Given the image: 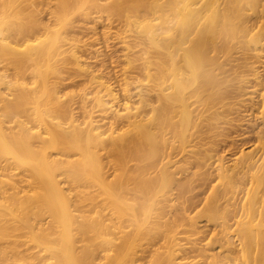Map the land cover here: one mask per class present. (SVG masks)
<instances>
[{
  "label": "bare ground",
  "instance_id": "bare-ground-1",
  "mask_svg": "<svg viewBox=\"0 0 264 264\" xmlns=\"http://www.w3.org/2000/svg\"><path fill=\"white\" fill-rule=\"evenodd\" d=\"M169 2L166 10L165 2H159L154 11H148L152 16L142 22L141 31L149 42L144 49L146 57L141 52L134 61L131 54L139 45H126V41L121 44V55L118 50L109 54L117 63L122 59L127 69L112 61L94 70L97 62L93 59L104 50L101 44L86 50L90 58L76 57L86 66H80V70L91 79V89L97 95L95 100L86 96L83 106L92 101V109L85 110L81 105L82 111L66 118L69 123H63L55 100L61 87L49 85L42 71L48 45L40 38L48 37L50 27H43L45 31L42 29L44 33L37 43L26 40L19 45L22 49L0 39L1 51L17 53L10 62L18 73L31 71L33 78L41 80V91L48 97L42 108L36 93H28L25 84H14L24 91L14 97L23 98L22 105H34L31 112L23 108L30 121H15L9 108H0V205H6L12 214L19 213V219L40 206H60V211H50L53 217L46 226L26 223L25 229L30 230L27 234L16 229L0 230V264H264V130L257 139L259 148L235 154L233 166L225 164V149H214L213 137L200 139L213 129L218 133L213 122L221 117L231 129L250 122L255 107L264 117V93L254 104L250 95L258 90L255 85L247 86L253 82L249 76L240 78L233 89L238 92L239 102L234 107L231 103L233 108L225 104L231 74L211 55L217 49L213 39L216 30L227 29L238 37L241 29L250 37L248 43L256 46L261 42L264 0ZM9 6L10 2L0 1V24L7 26L8 35L29 37L32 29L26 25L28 18L23 22L21 14L17 16L22 24L5 20ZM232 14L240 16L237 24ZM167 20L171 27L165 44ZM85 46L89 44L85 42L81 47ZM138 61L140 75L132 76L134 62ZM47 69L59 77L69 73L50 66ZM252 78L258 79V74L253 73ZM0 83L7 84L1 72ZM115 86L124 93L120 109L116 106L120 100ZM9 97L10 93L0 89V103H6ZM225 105L230 112L237 111L241 120L221 116L219 111ZM102 123L109 125L107 131H102ZM16 124L19 129L12 132ZM29 124L40 131L33 132ZM86 132L93 133L96 146L109 150L115 159L113 182L104 178L100 159L90 151L93 140L80 139ZM216 135L219 137V133ZM222 139L218 141L222 146L235 143ZM33 140L41 144L40 151L35 152ZM202 150L212 153L208 155V167L221 188L211 185L213 177L201 179L198 193L186 196L193 175L197 176L192 173L191 179L179 184L174 193L175 176L181 170L189 174L188 166ZM72 153L79 159L69 160ZM58 176L76 186H60ZM22 183L28 186H20ZM75 202L89 205L78 227L64 208ZM210 222L216 223L206 229ZM77 235L82 243L80 250L76 247ZM215 241L219 242L216 252L211 248Z\"/></svg>",
  "mask_w": 264,
  "mask_h": 264
},
{
  "label": "rangeland",
  "instance_id": "rangeland-1",
  "mask_svg": "<svg viewBox=\"0 0 264 264\" xmlns=\"http://www.w3.org/2000/svg\"><path fill=\"white\" fill-rule=\"evenodd\" d=\"M5 1V3L10 2V6L6 9L4 15L6 18L5 20L10 24H16L20 22L22 24V20L20 21L19 17L28 18L26 21V25L32 29V32L29 37L24 38L22 35L18 33L9 34L7 32V26L5 24H0V39H5L6 43H9L11 47L16 49H22L19 45H23L26 40H29L30 43L35 44L37 43V39L40 38V34L44 33L43 27L49 26V35L48 37L40 38V40L44 41L45 46L48 45L46 54L47 58L45 59L44 67L42 69L45 72L46 80L49 85L54 86L58 85L61 87L57 90V95L55 96V100L57 104H59L62 121L63 123H69L66 121V118L71 116V113L77 114L81 110V105L85 103V99L88 96V99L96 98L97 93L91 89V79L86 75V73H82L80 70V66L82 68L86 67L85 65H81L77 62V58L86 59L91 57V53L88 48H93L92 46L99 47L100 44L103 45L104 50L106 52H101V54L96 56L97 65L94 67V70H100L104 68L106 65L111 64L112 61H116L115 64L121 66V68H126L127 66L124 61L117 60L115 57H112V50H118L119 54L121 55V44L123 41H126V45L130 43V45L134 46L137 42L139 47L134 50L131 54V57L134 61L137 60V57L143 52L144 49L147 47L149 42L146 40L148 39L144 36L145 33L141 31V26L143 25V21L148 20V17L152 15H148V11H154L155 6L159 2H165V10L168 9V5L170 4L169 0H0ZM49 7V8H48ZM52 11V12H51ZM52 15H50V14ZM61 13V14H60ZM246 14L252 13L251 11H244ZM59 14V15H58ZM19 16V17H17ZM53 16V17H52ZM54 16L58 18L55 19ZM234 18V22L237 24L240 16L232 14ZM167 19V18H166ZM5 21V22H6ZM132 22L130 24L129 22ZM18 24V23H17ZM171 25L168 22H165V44L167 33L169 32ZM44 31H43V30ZM220 29V28H219ZM17 34V35H15ZM249 36L244 35L239 31L238 37L231 31L225 30H216L213 32V39L217 45V49L211 53L212 56L215 57L217 63L222 65V68L225 72L231 74L227 80H229L227 85L229 86V91L227 92V97L225 104H229V107H234L237 101L238 92L236 89L238 86V82H241L242 77L249 76L253 82H250L247 86L255 85L257 88L256 94L250 95V98L253 97L252 101L255 102L254 104L260 102V95L264 93V37L262 38L261 42L258 43L256 46L248 43ZM89 44V46H83L84 43ZM121 42V43H120ZM247 44H246V43ZM69 43H73L77 45V48L69 47ZM98 45V46H96ZM125 45V44H123ZM17 46V47H16ZM87 47V49H86ZM102 47V46H100ZM107 47V49L105 48ZM85 49V50H84ZM140 51V52H139ZM103 53V54H102ZM14 51L9 50V53H5L0 50V72L4 74L6 77L7 84L0 83V89L2 92L10 93L11 97L6 103H0V108L7 107L11 111L12 117H14L15 121H26L29 122L30 120L26 117V114L23 113V108H27L28 112H31L32 108L34 107L33 104L22 105L23 98L16 99L14 95H19L24 93L21 87L15 86L14 84H25V89L28 93L33 94L36 93L37 100L41 104L42 108L45 103L48 101V97L42 93L41 91V80L33 78V73L31 71L23 73H18L15 66L10 62L13 58L12 56L15 55ZM105 54V55H104ZM111 54V55H109ZM152 56L155 53H151ZM145 56V54H144ZM146 57V56H145ZM140 61L134 62L135 66L132 69L134 72L133 75L139 76L140 75ZM43 65V64H42ZM50 66L51 69H58L62 70H69V73H64L62 75L55 74L47 69ZM109 73V72H108ZM253 73L258 74V79L253 80ZM114 77V76H113ZM113 77L112 82H113ZM243 77V78H244ZM63 78L60 82V79ZM241 78V79H240ZM240 79V80H239ZM35 83V84H34ZM65 84V85H62ZM236 84V85H235ZM62 85V86H61ZM234 88H233V86ZM236 86V88H235ZM259 86V87H258ZM115 94L119 97L118 100L123 99L122 88L120 86H115ZM10 90V91H9ZM114 90V89H113ZM232 90V91H230ZM118 91V92H117ZM121 91V92H120ZM232 97V98H231ZM84 99V100H83ZM137 98H134L133 101L136 102ZM229 100V102H228ZM119 102V103H118ZM117 102L118 105H121V100ZM232 103V105H230ZM250 104V103H247ZM94 104L92 101H88L87 104L83 106L85 110L92 109ZM228 106V105H227ZM225 105V108L222 110L220 109V113L223 114L221 116H228L229 119L231 117L237 121L241 120L240 115L237 111H231L230 108ZM232 107V108H233ZM120 109V108H118ZM255 112L252 113L251 121L243 123L241 128H232L231 126L224 125L225 117L219 118L217 121L213 122V128L217 129L219 133V137L217 132L215 133L214 129L211 132L205 133L208 135L207 137L200 136V139H211L216 141V146L214 147L219 149V151L226 150L224 153V160L227 166H233L235 161V154H240L242 152L248 153L252 151V147H258L257 139L259 133L264 130V117L261 118L260 116V109L255 107ZM227 111V112H226ZM233 112V114H232ZM237 113V114H236ZM228 114V115H224ZM231 114V115H229ZM235 114V115H234ZM250 114V113H248ZM234 115V116H233ZM256 115V118H254ZM235 117V118H234ZM237 117V118H236ZM240 117V118H239ZM228 118L226 120H228ZM253 118V119H252ZM259 118V119H258ZM223 119V120H222ZM231 119V120H233ZM58 120H55V122ZM223 121V122H222ZM201 123V122H199ZM216 123V124H215ZM224 125L221 127V124ZM215 124V126H214ZM218 124V125H217ZM103 125V132L107 131L109 125L102 123ZM216 125L218 126L216 128ZM29 128L33 130V132L40 131L39 128H35L32 125H28ZM226 129H222V128ZM230 128V129H227ZM64 128L68 129V125L65 124ZM19 127L14 125L12 132H17ZM253 129V130H252ZM226 132H225V131ZM228 130V132H227ZM233 130V131H232ZM225 132V133H224ZM250 132V133H249ZM223 133V135H222ZM229 133V134H228ZM234 133V134H233ZM232 134V135H231ZM244 136H243V135ZM247 134V135H246ZM212 135V136H211ZM227 135V136H226ZM240 135V136H239ZM234 136V137H233ZM248 136V137H247ZM195 137H199L196 136ZM217 137V138H216ZM222 137L226 139L233 140L234 144H226L224 146L221 145L220 142ZM232 137V139H231ZM238 137V139H237ZM241 137V138H240ZM106 139V136L102 137ZM220 140H219V139ZM223 138V139H224ZM236 138V139H235ZM81 140L92 139L93 142L90 144V151L93 154H96L98 159H100V164L104 168L103 176L108 182L114 181V176L116 174V170L114 166L116 164L115 159L110 157L108 153L109 150H104L101 146H96V140L93 133L86 132L81 133L80 135ZM198 139V140H200ZM218 139V141H217ZM222 139V140H223ZM236 141H235V140ZM33 148L35 152L40 151L41 144L32 141ZM221 146H220V145ZM258 144V145H257ZM257 145V146H256ZM260 146V145H259ZM222 148V149H221ZM259 148V147H258ZM257 148V149H258ZM216 149V150H217ZM231 149L232 151H228ZM53 150H49L51 152ZM221 151V152H222ZM55 153H51L53 155ZM74 156L69 160L76 161L79 159L75 156V153H72ZM212 153H207L204 150L199 151L195 157V160H192V164L189 174L188 172H184L183 170L175 176V182L172 186L174 193H177L178 189L181 187L179 184H183L187 182V180L191 179L192 173H197V176L192 177L190 183V191L186 193V196H190L192 194L198 193L200 186L202 185L204 180H208L209 178H214L211 185L220 186L219 180H217L214 176V172L210 170L208 167V155ZM231 155H234L231 157ZM257 156V155H256ZM255 156V157H256ZM257 158V157H256ZM233 160V161H232ZM129 165H133V163H129ZM189 176V177H188ZM57 184L60 186H76L67 182V180L62 177L58 176L56 178ZM203 179V181H201ZM20 186H28L27 183H22ZM208 186V185H206ZM221 188V187H219ZM93 190H98L96 187L92 188ZM88 204H79V203H70L68 205H64V208L69 212L71 220L75 222V225L78 227L80 222H83V217L85 216L86 210L88 208ZM6 205H0V230L3 228H8L10 232H13L16 229L18 233L27 234L28 229H25V224H35L36 226L43 224L44 226L47 225L51 221L53 217L51 214V210L56 212L60 206L51 205L50 207L40 206L33 210L27 211L24 215V219H19L16 215L19 213L15 212L12 214L10 208H5ZM18 206L14 208L17 209ZM14 215V216H13ZM27 218V219H25ZM166 220V219H165ZM203 220H206L203 218ZM211 224L206 225V229H210L216 222H210ZM205 223H203L204 225ZM3 232H6L3 230ZM79 237L77 235L76 247L78 250L82 247V243L79 241ZM219 246V242L215 241L211 248L213 251H218L217 247ZM216 249V250H215Z\"/></svg>",
  "mask_w": 264,
  "mask_h": 264
}]
</instances>
